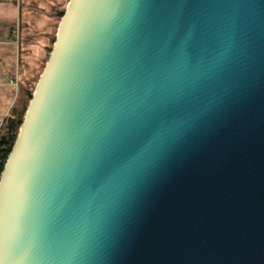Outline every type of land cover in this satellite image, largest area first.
<instances>
[{"label":"water","instance_id":"water-1","mask_svg":"<svg viewBox=\"0 0 264 264\" xmlns=\"http://www.w3.org/2000/svg\"><path fill=\"white\" fill-rule=\"evenodd\" d=\"M0 264H264V0H68Z\"/></svg>","mask_w":264,"mask_h":264},{"label":"crops","instance_id":"crops-1","mask_svg":"<svg viewBox=\"0 0 264 264\" xmlns=\"http://www.w3.org/2000/svg\"><path fill=\"white\" fill-rule=\"evenodd\" d=\"M68 0H0V131L23 89H34Z\"/></svg>","mask_w":264,"mask_h":264},{"label":"trees","instance_id":"trees-1","mask_svg":"<svg viewBox=\"0 0 264 264\" xmlns=\"http://www.w3.org/2000/svg\"><path fill=\"white\" fill-rule=\"evenodd\" d=\"M64 14V10L60 12V17ZM55 40V38H54ZM52 47L50 48V52ZM33 89L21 90L16 105L11 110L0 131V176L4 167V163L14 145L21 123L23 121L29 100L32 97Z\"/></svg>","mask_w":264,"mask_h":264},{"label":"built area","instance_id":"built-area-1","mask_svg":"<svg viewBox=\"0 0 264 264\" xmlns=\"http://www.w3.org/2000/svg\"><path fill=\"white\" fill-rule=\"evenodd\" d=\"M0 162H1V158H0Z\"/></svg>","mask_w":264,"mask_h":264}]
</instances>
